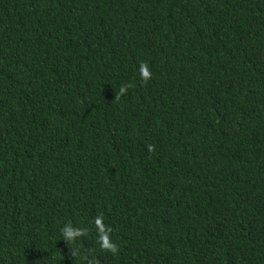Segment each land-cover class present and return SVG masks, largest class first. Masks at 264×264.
Masks as SVG:
<instances>
[{
	"label": "trees",
	"instance_id": "1",
	"mask_svg": "<svg viewBox=\"0 0 264 264\" xmlns=\"http://www.w3.org/2000/svg\"><path fill=\"white\" fill-rule=\"evenodd\" d=\"M0 264H264V0H0Z\"/></svg>",
	"mask_w": 264,
	"mask_h": 264
},
{
	"label": "clouds",
	"instance_id": "2",
	"mask_svg": "<svg viewBox=\"0 0 264 264\" xmlns=\"http://www.w3.org/2000/svg\"><path fill=\"white\" fill-rule=\"evenodd\" d=\"M140 71H141V74L143 77L147 78L149 76V72H148L146 64H141ZM124 91H125V88H122L121 92H124ZM96 224L100 228V232H101L100 239L102 241V247L108 248L113 253H116L117 247L114 243L109 242L108 233H107V231L104 230V227L102 225V220L98 218L96 220ZM82 234L83 233L80 230L73 231L71 228H65V230H64L65 238L68 240H72L74 237L82 235Z\"/></svg>",
	"mask_w": 264,
	"mask_h": 264
}]
</instances>
